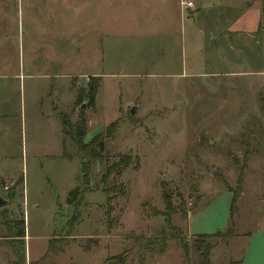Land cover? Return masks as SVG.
I'll use <instances>...</instances> for the list:
<instances>
[{"label":"rangeland","instance_id":"1","mask_svg":"<svg viewBox=\"0 0 264 264\" xmlns=\"http://www.w3.org/2000/svg\"><path fill=\"white\" fill-rule=\"evenodd\" d=\"M252 1L0 0V264L16 261L2 214L24 219L31 262L61 237L48 262L203 264L189 223L222 235L240 171L234 236L205 244L209 264L243 257L264 229V6ZM90 76L100 77L93 106L81 97ZM60 113L72 124L83 114L85 143L117 124L102 158H87V186ZM117 155L131 165L104 178ZM163 184L182 238L166 230L165 250L148 254L136 240L165 224L143 204L164 211ZM114 186L124 194L107 204Z\"/></svg>","mask_w":264,"mask_h":264},{"label":"trees","instance_id":"2","mask_svg":"<svg viewBox=\"0 0 264 264\" xmlns=\"http://www.w3.org/2000/svg\"><path fill=\"white\" fill-rule=\"evenodd\" d=\"M89 82L87 84L86 89L82 90L81 97L82 99H86L87 106H93L95 103V98L97 94V90L99 87V76H90ZM80 95L76 98L77 102H83L80 101ZM261 100L264 105V94L261 96ZM263 108V107H261ZM264 109V108H263ZM60 120L62 125V132L63 134H66L70 140L74 143L76 146V155L82 160L83 164V171H84V179H83V185L87 186L89 184L88 178H89V166L87 165L91 159H101L102 158V152L105 150V138H110L113 136V133L116 128V123L111 124L106 128L105 135L98 134L94 136L89 142H83V137L86 133V123L85 118L83 114H79V117L75 123H71L69 121V118L65 113H60ZM87 158H91L88 159ZM86 159V160H85ZM248 159L247 153L244 155V162ZM131 157L129 155H117V160L111 164L108 165V163H105L104 166V172L103 176L104 178H108L111 174L113 175H120L122 171H124L126 168H128L131 165ZM242 183V171H240L236 186L237 191L234 192V194L231 195V201L228 209V221L226 223L225 230L222 231V235L218 236L219 232L213 233V234H199L196 235L194 238L193 246L195 250L198 252L200 257L203 259V264H209V255L211 249L214 247L210 246L208 244H205L206 239H210L213 237H223V238H231L234 236L235 232V225L233 221V214L235 212V204L237 201V198L239 196L240 192V186ZM231 191V190H230ZM81 192V189H79V193ZM103 192L106 194L105 201L107 204L111 202V200L114 198L115 194H124L123 186H114L112 188H104ZM76 194V193H75ZM113 194V195H111ZM78 196L71 195V198L69 202H72L74 200V197ZM7 197L9 199H12L14 197V189H7ZM171 194L168 192V189L166 185H162V199L164 203V211H158L152 206L147 205L146 203L143 204V212L147 217H156L160 216L162 218L163 223L165 224V228H162L160 233L154 237H139L136 242L142 246V248L148 253V254H155L157 252H163L166 248V240H167V234L166 230L169 231L171 238H182L181 231L172 225V215L174 213L173 206H172V198ZM109 212L106 211V215H108ZM184 218L187 219L186 213L184 212ZM2 218V224L4 228L7 231L6 237L10 239L11 246L16 258V261L12 262L11 264H25V248H24V242L23 238L25 236V223L24 219L20 220H8V217L6 214L1 215ZM220 233V234H221ZM224 234V235H223ZM67 240H64L61 237H54L51 238L47 243V250L44 253L42 257H40L38 260L30 262L29 264H53V263H46V260L48 258L49 254H57L63 252V246L66 244ZM184 250L187 252L188 247L185 243H183ZM241 260H238L234 264H240ZM105 264H124V259L120 258V256H109L104 261Z\"/></svg>","mask_w":264,"mask_h":264},{"label":"crops","instance_id":"3","mask_svg":"<svg viewBox=\"0 0 264 264\" xmlns=\"http://www.w3.org/2000/svg\"><path fill=\"white\" fill-rule=\"evenodd\" d=\"M254 2L259 3L260 7L264 6V0H253L252 1L253 7L255 6ZM186 18H189V16L186 15ZM262 25H264V24H262ZM263 40H264V35H263ZM189 226H190V229H191L192 233H195V234H209V233H211V231H209V232L194 231V228L190 225V223H189ZM25 235H26V232H25ZM257 236L259 238H262V239L260 241H257V239H256ZM50 239H51V237L49 239H47V240L49 241ZM46 247H47V245H46ZM46 250H47V248H46ZM46 250L45 251L43 250L44 252L38 257V259L44 255ZM50 255H48L46 263H52V262H48L49 261L48 259H49ZM30 260L31 259H29V258L27 259V256L25 255V264H29L31 262ZM53 264H56V263H53ZM240 264H264V229L255 232L254 234H252L249 237V242H248V244H247V246L245 248L244 255L242 257V260H241Z\"/></svg>","mask_w":264,"mask_h":264},{"label":"water","instance_id":"4","mask_svg":"<svg viewBox=\"0 0 264 264\" xmlns=\"http://www.w3.org/2000/svg\"><path fill=\"white\" fill-rule=\"evenodd\" d=\"M134 110H135V107L130 108L129 112L131 115L134 114ZM6 203H7V200L0 195V207H3L4 205H6Z\"/></svg>","mask_w":264,"mask_h":264},{"label":"built area","instance_id":"5","mask_svg":"<svg viewBox=\"0 0 264 264\" xmlns=\"http://www.w3.org/2000/svg\"><path fill=\"white\" fill-rule=\"evenodd\" d=\"M181 5L186 6V7H192L193 2L192 0H181Z\"/></svg>","mask_w":264,"mask_h":264}]
</instances>
